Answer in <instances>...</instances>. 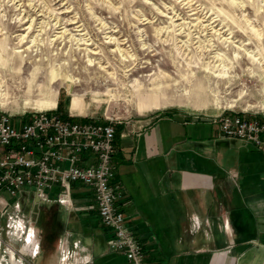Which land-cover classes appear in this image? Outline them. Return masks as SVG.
Listing matches in <instances>:
<instances>
[{
  "label": "rangeland",
  "instance_id": "1",
  "mask_svg": "<svg viewBox=\"0 0 264 264\" xmlns=\"http://www.w3.org/2000/svg\"><path fill=\"white\" fill-rule=\"evenodd\" d=\"M79 99L83 113L71 107ZM43 110L120 121L118 132L163 116L204 119L215 133L209 167L259 180L264 153L224 139L212 119L264 116V0H0V113L21 121ZM90 193L75 190L79 206ZM25 212L42 236L34 263L60 264L67 220L87 212L57 204Z\"/></svg>",
  "mask_w": 264,
  "mask_h": 264
},
{
  "label": "crops",
  "instance_id": "2",
  "mask_svg": "<svg viewBox=\"0 0 264 264\" xmlns=\"http://www.w3.org/2000/svg\"><path fill=\"white\" fill-rule=\"evenodd\" d=\"M71 107L85 110L80 99ZM211 123L163 116L141 129L117 131L113 160L125 194L118 204L142 240L148 264H264V171L254 180L235 168H210ZM76 211L87 212L75 221L82 229L67 220L60 237L80 240L95 259L126 264L124 256L107 253L110 235L97 210ZM88 216L98 229L88 225Z\"/></svg>",
  "mask_w": 264,
  "mask_h": 264
},
{
  "label": "built area",
  "instance_id": "3",
  "mask_svg": "<svg viewBox=\"0 0 264 264\" xmlns=\"http://www.w3.org/2000/svg\"><path fill=\"white\" fill-rule=\"evenodd\" d=\"M212 121L223 138L251 144L264 153V116L232 112ZM119 126L120 121L113 119L93 121L58 110L34 112L21 121L0 113V264H13L15 259L34 264L38 259L40 230L25 205L46 204L69 211L96 209L110 235L107 253L124 256L126 264H148L144 244L118 204L125 195L113 160ZM81 186L91 190L83 206L74 198ZM195 223L200 227L199 221ZM59 251L60 264L96 262L88 247L68 236L60 237Z\"/></svg>",
  "mask_w": 264,
  "mask_h": 264
},
{
  "label": "trees",
  "instance_id": "4",
  "mask_svg": "<svg viewBox=\"0 0 264 264\" xmlns=\"http://www.w3.org/2000/svg\"><path fill=\"white\" fill-rule=\"evenodd\" d=\"M62 107H63V105L62 104H59V109H62ZM59 112H61V111H59ZM61 113L63 114V112H61ZM103 231L106 233L107 232V229H103ZM158 261H159V263H157V264H165V260L164 259L163 260L162 259H160V260L158 259ZM107 262H108V260H106L104 263H107Z\"/></svg>",
  "mask_w": 264,
  "mask_h": 264
},
{
  "label": "flooded vegetation",
  "instance_id": "5",
  "mask_svg": "<svg viewBox=\"0 0 264 264\" xmlns=\"http://www.w3.org/2000/svg\"><path fill=\"white\" fill-rule=\"evenodd\" d=\"M55 228H56V229H55V230H56V231H55V235L58 236V234H59L58 231H57L58 226H56ZM41 237H42V236H41ZM59 238H60V237H59ZM41 239H42V238H41ZM43 250H44V248H43V244H42V251H43ZM42 251H41V253H42ZM43 255H44V254H43ZM41 259H42L44 262L46 261V259H44V256L41 257ZM34 264H35V263H34Z\"/></svg>",
  "mask_w": 264,
  "mask_h": 264
},
{
  "label": "bare ground",
  "instance_id": "6",
  "mask_svg": "<svg viewBox=\"0 0 264 264\" xmlns=\"http://www.w3.org/2000/svg\"><path fill=\"white\" fill-rule=\"evenodd\" d=\"M74 108V107H73ZM76 109V108H75Z\"/></svg>",
  "mask_w": 264,
  "mask_h": 264
}]
</instances>
